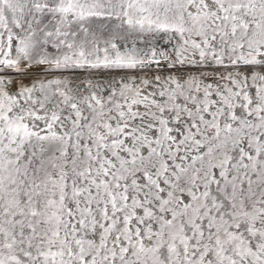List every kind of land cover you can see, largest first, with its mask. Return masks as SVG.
<instances>
[{
    "label": "snow or ice",
    "instance_id": "6c2138e0",
    "mask_svg": "<svg viewBox=\"0 0 264 264\" xmlns=\"http://www.w3.org/2000/svg\"><path fill=\"white\" fill-rule=\"evenodd\" d=\"M0 264H264V0H0Z\"/></svg>",
    "mask_w": 264,
    "mask_h": 264
}]
</instances>
